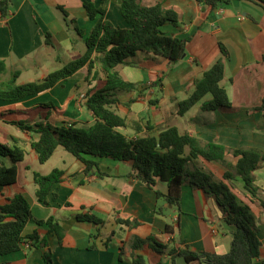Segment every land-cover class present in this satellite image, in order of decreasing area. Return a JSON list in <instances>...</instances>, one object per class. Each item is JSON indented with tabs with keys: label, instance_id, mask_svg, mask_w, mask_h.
Here are the masks:
<instances>
[{
	"label": "crops",
	"instance_id": "crops-1",
	"mask_svg": "<svg viewBox=\"0 0 264 264\" xmlns=\"http://www.w3.org/2000/svg\"><path fill=\"white\" fill-rule=\"evenodd\" d=\"M85 1L102 7L104 18L115 26L130 27L121 15V0H11L8 16L0 17V60L7 67L0 80L18 71L17 84L39 81L80 56L86 49L85 37L95 22L87 16L83 6ZM156 3L176 11L178 21L166 22L160 28L164 34L187 39L184 56L172 62L138 51L127 58L128 63L116 67L124 80L136 86L133 90L119 92L117 102L112 106L129 124L122 132L134 137L137 135L133 129L136 123L141 129L139 135L157 134L162 128L174 126L180 133L195 136L202 143H216L232 149L252 147L264 154L263 9L249 0H228L214 9L204 5L202 0H140L143 6ZM76 28L82 30V35ZM46 33L50 44L46 43ZM220 45L226 49V56ZM218 59L224 63L220 84L228 94L230 107L201 110L202 102L211 97L207 94L184 114H177V102L191 94L195 80ZM96 71V77L86 81L87 68L84 66L41 93L18 101L0 100V142L11 145V127L17 126L15 122L31 123L24 121L22 114L33 110H52L59 118L51 123L55 126L93 123L92 112L84 106V95L90 88L103 85L105 73L99 63ZM23 75L26 78L20 79ZM157 80L160 83L152 85ZM147 124L152 129L147 130ZM23 132L27 137L24 142L33 151L29 146L30 133ZM59 148L62 147L58 146L44 163L38 161L44 164L43 168L26 165L28 174L24 181L20 180L19 165L25 161L27 150L23 148L24 158L14 164L8 157L0 156V165H15L17 170L16 181L5 186L0 194V205L17 193L26 197L32 219L22 234L26 237L36 233L46 241L51 252V261L47 264H130L133 250L129 244L134 236H153L161 244L155 249L148 243L135 251L145 258L147 264H171L172 254L184 247L218 254L229 250L231 227L224 222L215 199L202 189L182 185L179 207H176L156 194L157 191L167 194L166 182L156 180L154 187L147 186L129 176L132 171L129 162L91 157L97 168L85 174V165L71 153L72 157L58 152ZM228 159L234 158L228 156ZM195 163L201 169L207 171L205 166L215 173L212 168L215 162L198 159ZM55 168L61 169L63 175L52 189L57 199L52 200L49 195L46 204L35 195L32 174L34 171L47 174ZM222 172H216L214 177L220 178ZM253 175L259 189L258 198L253 201L243 193L239 178L234 182L238 184L239 198L250 206L261 242L260 254L253 264H262L264 160ZM159 207L163 209L158 214L156 209ZM80 213L94 214L103 222L78 220L76 215ZM49 216H53L65 230L60 244L56 236L48 233L45 223H37ZM116 218L135 219L140 224L129 227L117 222ZM28 244L26 239L18 251L0 256V262L46 264L43 259L46 248ZM174 261L175 264H185L180 257Z\"/></svg>",
	"mask_w": 264,
	"mask_h": 264
},
{
	"label": "trees",
	"instance_id": "trees-1",
	"mask_svg": "<svg viewBox=\"0 0 264 264\" xmlns=\"http://www.w3.org/2000/svg\"><path fill=\"white\" fill-rule=\"evenodd\" d=\"M227 1L202 0L210 9ZM249 1L260 6L264 11L263 6L254 0ZM10 6L11 0H0L1 18L8 16ZM83 6L88 18L95 22L85 37L86 49L80 56L51 71L39 81L17 84L18 71H13L9 78L0 80V100L18 101L50 89L84 66L87 68L86 81L96 77L98 63L105 73L103 85L90 88L84 95V106L92 112L93 123L87 126L77 123L55 126L48 121L15 122L21 130L30 133L29 146L36 153L38 161L44 163L48 160L58 146L85 165V174L97 168L96 161L91 157L126 161L132 166L129 176L147 186L154 187L156 180L166 182L167 194L163 195L158 191L156 194L158 197H164L167 204L176 207H179V190L182 185L200 188L215 199L222 211L224 222L231 227L229 250L218 254L184 247L172 254L171 264H175L176 257H180L185 264L192 262L253 264L260 254L261 242L257 235L254 215L250 206L235 192L234 180L239 178L243 193H246L250 200L257 199L259 189L254 183L253 172L264 160L263 152L252 147L232 149L216 143H202L195 136L180 133L174 126L162 128L157 134L139 135L141 129L136 123L133 129L137 135L128 137L122 132V129L129 126L128 122L112 108L117 102L119 92L136 88L134 83L124 80L116 69L118 65L128 63L127 58L138 51H143L176 62L184 54L187 39L164 34L160 28L166 22L178 21L176 11L163 7L161 3L143 6L140 0H121V15L130 25L128 28H122L104 18L105 10L102 7H96L92 2L86 1ZM76 29L78 34L82 35V30ZM47 37H49L48 33H46V43L50 44ZM220 48L222 54L226 56V49L221 45ZM262 59L264 60V54ZM6 72L7 67L4 61L0 60V78ZM223 74L224 63L222 59H218L199 79L195 80L191 94L177 102L176 113L184 114L207 94L211 97L202 102L201 110L214 111L230 107L228 94L220 84ZM159 83L160 81L157 80L152 82V85ZM145 127L147 130L152 129L148 124ZM33 135L37 137L34 138ZM11 141V145L0 142V156L8 157L14 164L24 158L25 150L20 146L18 138L12 137ZM228 156L234 159L229 160ZM198 159L223 166L221 177L215 179L212 172L198 167L195 163ZM62 175L63 171L58 168L47 174L33 172L35 195L39 201L47 204L49 195L52 200L57 199V194L52 189L61 181ZM16 176L15 165H0V194L5 186L16 181ZM160 209L163 208L156 209V213L159 214ZM76 218L97 224L103 222L94 214L80 213ZM30 219H32L30 205L21 193L15 194L0 205V256L18 251L28 239L29 246L46 248L43 259L47 264L51 261V252L47 248L46 241L40 239L36 233L26 237L22 234ZM116 221L129 227H137L140 224L137 220L129 218H116ZM37 223H45L48 226V233L56 236L59 244L62 242L65 230L53 216ZM166 229H169V225H166ZM148 243L155 249L161 245L153 236L132 237L129 244L133 250L130 264H147L145 258L135 251L142 249ZM0 264L7 263L0 262Z\"/></svg>",
	"mask_w": 264,
	"mask_h": 264
},
{
	"label": "rangeland",
	"instance_id": "rangeland-1",
	"mask_svg": "<svg viewBox=\"0 0 264 264\" xmlns=\"http://www.w3.org/2000/svg\"><path fill=\"white\" fill-rule=\"evenodd\" d=\"M26 78V75H23L20 79H25ZM22 119H24V121H27V122H31V123H34V122H37L39 121L40 118H42V120L40 119V121H48L49 123H55L57 119H59L57 117V115L52 111V110H47V109H38V110H33V111H30L28 112L27 114H22ZM60 120H63L62 118ZM12 128V135L13 137H18L20 138V146H22L23 148H25L27 150V155L25 156V161L19 165V171H20V180L21 181H24L25 177L27 176L28 172H27V168H25V166L27 165L29 168L32 167L33 164L36 165V167L39 169V168H43L44 164L41 165L38 160H37V157H36V153L34 151H31L28 147H27V144L25 141V139H27L25 133L23 131H21L20 128H18V126H13L11 127ZM58 152H62L63 154H67V156H70L72 157V155L70 153H68L67 151H65L64 149L62 148H59L58 149ZM52 161H50L49 163H47L48 165L51 164ZM60 165V164H59ZM201 165V164H200ZM204 168L207 170V171H211L208 167H205ZM212 168L214 169V172L216 173H220L224 170V167L221 166L220 164L218 163H213L212 164ZM214 173V174H215ZM215 179H217V177H214ZM32 184V183H31ZM235 192H237V194L239 195L240 192H239V189L237 188L238 187V184L235 182Z\"/></svg>",
	"mask_w": 264,
	"mask_h": 264
},
{
	"label": "water",
	"instance_id": "water-1",
	"mask_svg": "<svg viewBox=\"0 0 264 264\" xmlns=\"http://www.w3.org/2000/svg\"><path fill=\"white\" fill-rule=\"evenodd\" d=\"M254 1L264 7V1L263 0H254ZM183 56H184V54L182 55V57Z\"/></svg>",
	"mask_w": 264,
	"mask_h": 264
}]
</instances>
